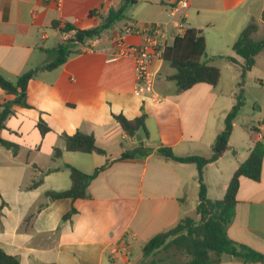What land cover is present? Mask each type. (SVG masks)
Returning a JSON list of instances; mask_svg holds the SVG:
<instances>
[{
	"label": "crops",
	"instance_id": "obj_1",
	"mask_svg": "<svg viewBox=\"0 0 264 264\" xmlns=\"http://www.w3.org/2000/svg\"><path fill=\"white\" fill-rule=\"evenodd\" d=\"M141 1L165 10L147 24L133 18L128 25L117 24L86 43L94 46L92 50L82 46L80 53L49 71L44 69L54 58L49 50L62 37L54 28L56 22L89 29L99 24L98 16H106L123 1L62 0L59 6L44 0H0V73L15 83L27 71L37 70L28 83L29 107L14 106L0 130L4 140L16 145L15 151L0 145V249L20 264H140L143 246L184 217L197 215L199 203L196 165L166 160L155 150L164 146L179 156L210 157L240 92L245 95L253 82L264 90V51L240 86L244 61L232 50L252 19L259 26L256 35L264 36V0H189L182 9L175 8L179 0ZM92 11L98 16H90ZM149 24L163 27L166 44L171 43L172 33L182 35L188 28L202 31L207 47L204 61L220 69L219 84L199 83L177 94L174 82L168 80L175 70L157 56L151 64L154 88L138 94L134 60L113 61L110 54L119 36L127 45L143 44L144 33L129 34L126 29ZM13 99L0 89V104ZM243 99L228 151L203 170L211 200L223 199L234 172L257 142L264 143V102L258 116L241 120ZM143 113L150 136L143 145L154 152L119 160L140 142L128 137L114 116L132 120ZM40 121L50 128L45 135L38 128ZM77 132L94 135L107 156L67 151L63 135ZM56 149L62 151L58 158ZM107 160L113 162L89 184L90 199L72 202L49 195L71 187L69 166L92 174ZM236 199L228 236L264 254V159L261 179L241 177ZM72 206L77 213L63 220ZM220 264L263 263L226 257Z\"/></svg>",
	"mask_w": 264,
	"mask_h": 264
},
{
	"label": "trees",
	"instance_id": "obj_2",
	"mask_svg": "<svg viewBox=\"0 0 264 264\" xmlns=\"http://www.w3.org/2000/svg\"><path fill=\"white\" fill-rule=\"evenodd\" d=\"M122 1L123 4L119 8H110L106 16H98L95 11L90 12V16H98L100 22L97 26L89 29H79L70 22L64 24L56 22L54 28L59 30L60 34L69 33L70 40L60 42L55 48L49 50L54 58L44 66V69L49 71L57 69L67 61L70 55L80 53L78 48L84 46L88 41L100 38L121 22L128 25L131 20L125 12L128 5H136L138 0ZM258 30L257 21L252 19L232 46L234 53L244 61L240 86L243 84L248 72L255 66L257 55L264 51V37L259 40L255 39ZM171 37V43L165 45L161 58L164 63L175 70V73L169 76L168 80L174 82L176 93H184L199 83L216 87L221 79V71L204 61L207 47L202 31L188 28L182 35L172 33ZM226 59L236 63V60L232 57ZM36 73L37 70L31 69L22 74L15 83L9 81L0 73V89L8 95L14 96L13 100L0 104V130L5 128L6 120L14 113V106L29 107L27 102L28 83L34 79ZM243 104L244 99L240 92L236 104L224 120V130L215 139L210 157L179 156L175 154L172 148L164 146L155 150L157 155L166 160L196 165L200 185L199 203L196 208L199 220L184 217L175 227L155 235L143 246V259L140 264H220L226 257L240 260L243 263L260 262L264 264V254L235 242L227 233V229L235 215L236 196L241 177L254 181L261 179L264 143L257 142L248 158L234 172L223 199H209L203 182L204 168L208 164L217 161L228 151L233 123ZM114 117L128 137L135 139L137 134L142 137L140 145L122 153L119 160L144 158L154 152L153 148L143 145V141L150 138L145 124V113L132 120L123 115H115ZM38 128L42 135L50 131V128L43 121L38 123ZM63 139L66 150L69 152L95 153L103 157L107 156V152L97 145L92 134L77 132L74 135H63ZM0 145L8 149L13 148L14 151L16 148V145L4 140L1 136ZM61 155L62 151L56 149L55 158ZM112 162V160H107L105 165L96 168L92 174H86L75 167L69 166L71 187L60 192H49V195L53 200L70 199L72 202L90 199L91 196L88 192L90 182ZM76 213V208L72 206L71 210L64 215L63 220L71 219ZM0 264H20V262L17 257L0 249Z\"/></svg>",
	"mask_w": 264,
	"mask_h": 264
},
{
	"label": "built area",
	"instance_id": "obj_3",
	"mask_svg": "<svg viewBox=\"0 0 264 264\" xmlns=\"http://www.w3.org/2000/svg\"><path fill=\"white\" fill-rule=\"evenodd\" d=\"M45 2H56L57 5H61L62 0H44ZM189 0H179L176 9L187 8ZM144 33L145 41L141 45H127L122 38L119 36L113 42L114 51L110 54L111 60H118L122 57L132 58L135 62L137 88L138 94H144L152 92L155 84V76L151 72V64L154 59L158 56L161 58L163 49L166 45L167 39L163 33V27L158 24H149L143 29L137 27H129L126 29V33ZM63 38H67L68 34H62ZM92 39L91 41H94ZM85 49L92 50L94 46L85 45ZM264 128V125H262Z\"/></svg>",
	"mask_w": 264,
	"mask_h": 264
},
{
	"label": "rangeland",
	"instance_id": "obj_4",
	"mask_svg": "<svg viewBox=\"0 0 264 264\" xmlns=\"http://www.w3.org/2000/svg\"><path fill=\"white\" fill-rule=\"evenodd\" d=\"M159 10H165V9L157 7L156 5H151L150 3H145L140 0L136 5H128L125 14L128 18H133L136 21H139L140 23L145 22L147 24L149 23L148 21H151L150 19H153L161 15V12ZM166 10H171V9L167 8ZM123 23L124 22L119 23L118 26ZM61 36H62L61 42L70 40V35H68L66 39L63 38V35ZM263 37L264 36H262V38ZM255 39H261V38L258 37V35H255ZM244 96L246 98V104L243 108V115H240L241 120L249 115L258 116V114L262 111V109H259V106L262 105V103L264 102V90L260 87L259 83L256 82L248 83L246 87V93L245 95H243V97ZM192 217L195 220H199V218L195 214Z\"/></svg>",
	"mask_w": 264,
	"mask_h": 264
},
{
	"label": "water",
	"instance_id": "obj_5",
	"mask_svg": "<svg viewBox=\"0 0 264 264\" xmlns=\"http://www.w3.org/2000/svg\"><path fill=\"white\" fill-rule=\"evenodd\" d=\"M136 140H137L138 142H140V141L142 140V137L140 136V134H137V136H136Z\"/></svg>",
	"mask_w": 264,
	"mask_h": 264
}]
</instances>
